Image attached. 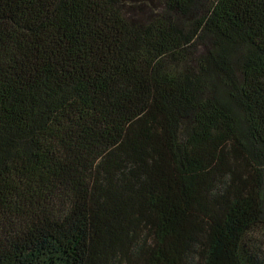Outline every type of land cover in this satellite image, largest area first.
I'll return each instance as SVG.
<instances>
[{
	"label": "trees",
	"instance_id": "trees-1",
	"mask_svg": "<svg viewBox=\"0 0 264 264\" xmlns=\"http://www.w3.org/2000/svg\"><path fill=\"white\" fill-rule=\"evenodd\" d=\"M0 264H264V0H0Z\"/></svg>",
	"mask_w": 264,
	"mask_h": 264
}]
</instances>
